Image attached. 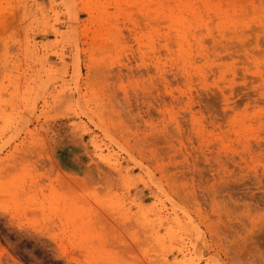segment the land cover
<instances>
[{"label": "rangeland", "instance_id": "1", "mask_svg": "<svg viewBox=\"0 0 264 264\" xmlns=\"http://www.w3.org/2000/svg\"><path fill=\"white\" fill-rule=\"evenodd\" d=\"M264 0H0V264H264Z\"/></svg>", "mask_w": 264, "mask_h": 264}, {"label": "snow or ice", "instance_id": "2", "mask_svg": "<svg viewBox=\"0 0 264 264\" xmlns=\"http://www.w3.org/2000/svg\"><path fill=\"white\" fill-rule=\"evenodd\" d=\"M262 160H264V156H262Z\"/></svg>", "mask_w": 264, "mask_h": 264}]
</instances>
